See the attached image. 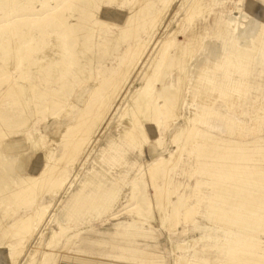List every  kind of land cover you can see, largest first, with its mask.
Here are the masks:
<instances>
[{
	"label": "rangeland",
	"instance_id": "obj_1",
	"mask_svg": "<svg viewBox=\"0 0 264 264\" xmlns=\"http://www.w3.org/2000/svg\"><path fill=\"white\" fill-rule=\"evenodd\" d=\"M30 1L0 22V264H264V0Z\"/></svg>",
	"mask_w": 264,
	"mask_h": 264
},
{
	"label": "bare ground",
	"instance_id": "obj_2",
	"mask_svg": "<svg viewBox=\"0 0 264 264\" xmlns=\"http://www.w3.org/2000/svg\"><path fill=\"white\" fill-rule=\"evenodd\" d=\"M54 1H57V0H54ZM65 0H62V3L64 2ZM173 1V0H172ZM3 3V2H2ZM31 5H33V3L30 1V0H5V3H4V8H5V10L2 12V15H1V18H0V22H2V26L4 27L6 24H11L12 23V21L13 20H15V17H14V15H15V13H21V12H24L26 9H28L27 7H30ZM189 7H193V6H189ZM47 7L46 6H42V8H41V10L40 11H34L35 13L34 14H36L37 16H39V18L41 19V18H45L44 16H45V11H47V9H46ZM190 9V8H189ZM192 9V8H191ZM190 9V11H192ZM185 12H186V10H185ZM193 12V11H192ZM187 13V12H186ZM189 13V12H188ZM191 13V12H190ZM192 14V13H191ZM185 16V15H184ZM188 16V15H187ZM190 16V15H189ZM1 29V28H0ZM14 34V33H13ZM13 34H10V35H13ZM1 35V34H0ZM9 35V34H8ZM13 37H17V41H19V39L18 38H20V35H13ZM13 37H12V39H13ZM166 37V36H165ZM24 37H22V39H23ZM26 39H20V42H21V44L23 43V44H28L29 45V43H31V38L30 37H25ZM0 39H3V38H0ZM4 39H6V38H4ZM167 39H169V38H167ZM7 40V39H6ZM14 40V39H13ZM12 40V41H13ZM16 40V39H15ZM22 40V41H21ZM8 41V40H7ZM11 43V42H10ZM13 43H14V41H13ZM19 42H17V44H18ZM166 43V42H165ZM4 44V43H3ZM15 44V43H14ZM163 44V43H162ZM161 43H160V45H162ZM167 44V43H166ZM186 44V43H185ZM27 45V46H28ZM19 46V45H18ZM55 46H57V45H55ZM159 46V45H158ZM184 46V45H183ZM139 47V46H138ZM166 47H168V46H166ZM57 48V47H56ZM58 48H59V50H58V53H62V47L61 46H59L58 45ZM57 48V49H58ZM20 49V48H19ZM34 49H35V47H34ZM189 49V48H188ZM3 50V49H2ZM139 50V49H138ZM167 49H164L163 50V52H162V56H161V59L163 60V62H164V56H165V51H166ZM20 51H22V50H20ZM137 52V51H136ZM135 53V52H134ZM138 53V52H137ZM139 53H140V51H139ZM188 53V52H187ZM3 54V53H2ZM135 55H137V54H135ZM139 55V54H138ZM3 56V55H2ZM5 56V55H4ZM0 59H1V61L3 62L4 60H6V57H1L0 56ZM15 61V60H14ZM6 62V61H5ZM12 62H13V60H12ZM18 62V61H17ZM157 65H158V63H156ZM155 64V62H154V65H156ZM163 64V63H162ZM161 64V65H162ZM165 64V63H164ZM154 65H152V66H154ZM157 67V66H156ZM161 67V66H160ZM162 68V67H161ZM158 68H156V70H157ZM159 71H161V69H159L158 70V73H159ZM160 75V74H159ZM182 77H185L184 75L182 76ZM54 78V77H53ZM61 78V77H60ZM62 79V78H61ZM155 77L154 78H151V79H149L146 83H145V86H144V88H143V93L140 95V96H138L139 98V101H138V106L139 105H141V104H149V106L146 108V110L143 112V114H144V120L145 121H147V122H150V123H153V124H155L156 125V127H160L161 126V121L159 120V115H160V113H159V111H158V107L159 106H157V105H155L154 104V101H155V94L153 93V92H151V88H152V85H154V84H152V83H154V81H155ZM186 80V79H185ZM185 80H184V78H181L180 79V81H179V84H178V93L177 94H174L173 96H171V97H167V96H165L164 94H163V97L162 98H164V102H165V104L164 105H166V111H164V113H166L167 115H169L170 117L172 116V114L178 109V107H177V104L179 103L178 101H179V92H180V90L182 89V86H183V83L185 82ZM9 83V82H8ZM7 85V84H6ZM11 86H12V84H11ZM10 86V87H11ZM9 87V86H8ZM21 89H22V87H21ZM21 89H19V90H21ZM28 89V88H27ZM26 88H24L22 91L23 92H26L25 90H27ZM17 90H18V88H17ZM13 92H17V91H13ZM23 92L20 94V95H23ZM18 93V92H17ZM17 93H15V94H17ZM19 93H20V91H19ZM18 93V94H19ZM158 93H161L159 90H158ZM17 96V95H16ZM43 99V98H42ZM28 101H29V98H28ZM28 103V102H27ZM59 104L60 102H53V104ZM87 103H88V100H87ZM88 105V104H87ZM35 106V105H34ZM60 106V105H59ZM94 106V105H93ZM36 107H38V106H36ZM88 107V106H87ZM86 107V108H87ZM35 108V107H34ZM89 108V107H88ZM49 109V107H47V110ZM62 109V106L61 107H57V110L56 111H52V113H50V116H55V115H57V114H59L60 112V110ZM85 109V108H84ZM97 109H99V108H97ZM101 109V108H100ZM36 110V109H35ZM95 110V109H94ZM83 111H85V110H82L81 112H80V114L83 112ZM92 111V110H91ZM101 111V110H100ZM58 112V113H57ZM95 112H97V111H95ZM8 116H13V114H7ZM95 115V114H94ZM92 116V115H91ZM130 116V115H129ZM4 117H7V116H4ZM3 117V118H4ZM131 117V118H130ZM129 118V123H131V126H132V128H129V130H127L128 132V134H131V135H133V136H136V138L138 137V139H139V137H141V129H140V124H139V120H135L136 119V111H133L132 110V113H131V116H130ZM55 118V117H54ZM91 118V117H90ZM135 118V119H134ZM96 119V118H95ZM94 119V120H95ZM135 120V122H133ZM192 120V119H191ZM191 120H189V119H185L184 120V126L182 127V129L180 130V132H178L176 135H174V139H177L178 140V143H184V142H186V140L187 139H189V140H191V136H192V138H193V136H194V133H195V130H194V128L192 127V126H189V124H190V121ZM3 121L6 123V121H7V119H3ZM9 121V120H8ZM7 121V122H8ZM2 122V121H1ZM92 122V121H91ZM192 122V121H191ZM4 123V124H5ZM85 122L84 121H79V123L76 125V126H80V125H82V124H84ZM93 123V122H92ZM94 124V123H93ZM93 124H90L89 126H91V125H93ZM86 125H87V123H86ZM95 126V125H94ZM84 128V127H83ZM89 129V128H88ZM88 129L86 130V131H88ZM66 130H71V128H67ZM83 130V129H82ZM81 131V130H80ZM83 133H84V135L86 136V134H85V131L84 132H82V135H83ZM69 134V133H68ZM82 135H81V140H82ZM77 135H75V137H76ZM83 138H84V136H83ZM41 139V138H40ZM43 139V138H42ZM77 139H78V137H77ZM77 139H75V140H77ZM80 139V138H79ZM141 139V138H140ZM81 140H79V141H81ZM185 140V141H184ZM78 141V140H77ZM84 141V140H83ZM184 141V142H183ZM82 142V141H81ZM70 143H72V147H73V144L75 143L74 141L73 142H69L68 144H70ZM76 143H78V142H76ZM80 143V142H79ZM44 144V143H43ZM67 144V145H68ZM81 144V143H80ZM189 144V143H188ZM75 145V144H74ZM83 145V144H82ZM82 145H80V146H82ZM42 146H44V145H42ZM46 146V145H45ZM44 146V147H45ZM79 146V145H78ZM79 146V147H80ZM47 147H48V144H47ZM67 147V146H66ZM69 147V146H68ZM68 147H67V149H68ZM71 147V148H72ZM78 147V151H79V148ZM180 147H181V145H179L178 146V150L180 149ZM47 149V148H46ZM69 150V149H68ZM72 150H73V148H72ZM72 150H69V152H70V154H72L71 153V151ZM75 150H76V148H75ZM73 152V151H72ZM75 152V151H74ZM64 153H67V152H64ZM64 153H63V156H65L64 155ZM74 154V153H73ZM68 155H69V153H68ZM177 155V154H176ZM62 156V154L60 155V157ZM71 156H74V155H71ZM176 157V156H175ZM64 158H67V157H64ZM174 158V157H173ZM60 159V158H59ZM62 159V158H61ZM47 160H48V158H47ZM66 160V159H65ZM69 161V160H68ZM58 162V161H57ZM59 162H63V161H59ZM63 163H65V165L66 164H69V162L68 163H66V161L65 162H63ZM50 164V163H49ZM60 165V164H59ZM62 165V164H61ZM158 165V163H156V164H154V167L151 169V173H154L155 172V170H156V166ZM67 166V165H66ZM48 168H50V167H48ZM56 168V167H55ZM51 170H53V168L51 169ZM55 170V169H54ZM58 170V169H57ZM57 170H55V172L57 171ZM165 170H167V169H165ZM61 170L59 169V172H60ZM50 172H52V171H50ZM54 172V171H53ZM54 172V173H55ZM43 175V174H42ZM42 175H40V176H38V177H35V178H26V179H24L23 180V182H22V185L24 186V187H29V186H35L36 184L38 185V183L41 181L42 182V180H41V177H42ZM53 175V174H52ZM51 175V176H52ZM151 175H153V174H151ZM45 176V175H44ZM54 176V175H53ZM53 176L51 177V179L53 178ZM44 178V177H43ZM48 178H50V177H48ZM45 179V178H44ZM151 179V178H150ZM53 180V179H52ZM52 180H50V181H52ZM40 185L42 184V183H39ZM22 186V187H23ZM26 188H24V190H25ZM24 190H22V191H24ZM132 195H131V200L132 201H135V202H137L138 201V199H137V196H138V193H140L139 192V190H140V188H139V185L138 184H136V183H134L133 184V186H132ZM18 191H19V189H18ZM28 191V190H27ZM44 209V208H43ZM43 209H41V210H43ZM38 210V209H37ZM42 211H38V213H36L35 214V219L36 218H38V220H39V217H40V213H41ZM161 216V215H160ZM34 217H30L27 221H20L19 223H17L14 227H13V229L12 230H6V229H4V228H2L1 229V232L2 233H4L6 236H8L9 238H10V236L12 237L13 236V238H14V236H16V234H21V232L23 231V232H25L24 230H26V231H28V232H26V234H28L29 235V231H31V227H33L31 224L29 225V221H30V219H31V221H36V220H34L33 218ZM186 218V217H185ZM147 220V219H146ZM187 220V219H186ZM19 221V220H18ZM175 223V222H174ZM35 226V225H34ZM174 226V225H173ZM35 228V227H34ZM34 228H32L33 230H34ZM32 232V231H31ZM25 234V233H24ZM23 235V234H22ZM27 235V236H28ZM18 236H20V235H18ZM24 236H26V235H24ZM24 236H23V238H24ZM26 236V237H27ZM57 236V235H56ZM55 237L53 238V240L51 241L50 240V242H52V243H54L55 242ZM51 250L48 252V254L46 255V258L44 259V261H43V264H48L49 262H51V259H52V256H54V250L52 249V248H50ZM54 251V252H53ZM46 254V253H45ZM44 254V255H45ZM44 257V256H43ZM42 262V261H41Z\"/></svg>",
	"mask_w": 264,
	"mask_h": 264
},
{
	"label": "crops",
	"instance_id": "obj_3",
	"mask_svg": "<svg viewBox=\"0 0 264 264\" xmlns=\"http://www.w3.org/2000/svg\"><path fill=\"white\" fill-rule=\"evenodd\" d=\"M30 114H31V113H28V114H27V121H28V118H30V116H29ZM4 123H5V122H4L3 120H2V122L0 121V124H4ZM6 123H7V122H6ZM4 125H5V124H4ZM8 125H9V124H7V126H8ZM24 179H26V178H22V179H21V183L23 182Z\"/></svg>",
	"mask_w": 264,
	"mask_h": 264
}]
</instances>
